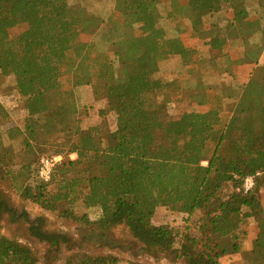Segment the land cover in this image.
Returning a JSON list of instances; mask_svg holds the SVG:
<instances>
[{"label":"trees","instance_id":"trees-1","mask_svg":"<svg viewBox=\"0 0 264 264\" xmlns=\"http://www.w3.org/2000/svg\"><path fill=\"white\" fill-rule=\"evenodd\" d=\"M160 1L116 0L109 18L116 25L106 24L119 39L110 42L95 38L105 22L82 4L0 0V78L14 77L26 101L24 145L45 144L44 133L52 128L72 138L66 157H77L67 162L64 157L51 182L27 186L23 195L51 211L60 203L73 206L82 195L87 208L101 212L95 223L83 218L88 225L104 236L124 225L153 257L160 250L176 251L182 264H221L222 257L241 254L248 264H264V233L250 252L239 242L242 225L264 215V149L254 146L255 137L264 136V68L256 70L264 46L251 42L259 28L242 0H171L163 6ZM226 4L232 18L205 24L206 16ZM161 11L179 37H167ZM23 25L27 28L12 37ZM238 40L243 46L233 50ZM175 56L184 67L225 76L220 92L199 82L193 92L199 110L179 117L150 97L166 90L156 78L160 59ZM66 75L73 89L92 86L94 99L108 102L117 116L115 130L76 126L74 92L62 90ZM225 105H232L233 115L222 129ZM7 118L0 103V125ZM3 145L0 130L1 180L9 174ZM26 168L32 179L33 167ZM257 173L262 175L254 190L240 192L243 179ZM158 207L189 218L199 212V234L187 232L175 250L173 232L150 222ZM5 214L17 215L0 199V222ZM44 223L42 217L31 223L34 237L55 246L69 242L62 233L44 232ZM118 263L113 255L80 254L66 264ZM0 264H39V258L31 247L0 234Z\"/></svg>","mask_w":264,"mask_h":264},{"label":"rangeland","instance_id":"rangeland-1","mask_svg":"<svg viewBox=\"0 0 264 264\" xmlns=\"http://www.w3.org/2000/svg\"><path fill=\"white\" fill-rule=\"evenodd\" d=\"M171 0H161L160 6L170 3ZM71 6L87 7L92 14L103 19L105 25L101 29L99 38L108 39L110 42L116 41L118 34L113 32L114 28L108 27L106 23L116 25L115 19H109L115 12L116 0H68ZM256 2L249 1V10L257 14ZM166 11H164L165 14ZM259 14V13H258ZM166 15V14H165ZM223 23V22H222ZM172 26V24L170 25ZM25 25L11 31L12 37L24 31ZM169 28L172 35L173 30ZM175 29V27H174ZM169 34V35H170ZM91 36L89 37V39ZM264 43V38L261 39ZM103 45L101 44L100 47ZM107 49L111 47L106 46ZM106 47H102L105 49ZM235 50V48H233ZM113 53L110 52V55ZM264 61L260 63V66ZM161 80L167 83L164 92L156 96H150L160 103H165L169 114L172 117H179L185 112L198 111L193 92L201 78L207 86L216 88L225 82L222 77H208L200 71H190L183 69L177 63H161ZM202 76V77H201ZM62 90L74 92V102L77 107L75 124L83 130L89 128H101L103 131L115 130L117 116L113 110L109 109L108 102L96 101L92 94V86H82L73 89L71 76L66 75L62 78ZM209 87V88H210ZM220 92V91H219ZM218 96V95H216ZM0 103L8 112V118L0 125L3 137L2 156L6 167L5 172H9L4 179H0V199L6 200L10 207L17 213L13 218L5 214L0 222V234L10 239L16 240L31 247L39 258V264H66L67 261L80 254L92 256L113 255L119 259L118 264H182L177 259L176 251L160 250L156 257L144 251V247L137 242L130 234L126 226H118L108 231L105 236L96 228L95 225H88L83 218L90 222H96L101 214L100 208H87L82 195L73 205L60 203L57 211L43 208L32 199L25 198L23 193L27 186L35 187L31 179V172L27 166L34 167L38 160L44 155L61 154L67 160H76V156L67 158L68 141L72 138L63 134L53 133L52 128L46 135V143L38 145L35 142L30 144L32 149H27L24 145L25 127L28 119L26 101L22 98L15 85L14 77L0 78ZM234 104V103H233ZM115 102L113 103V106ZM232 105H225L221 111L220 128H225L229 119L232 117ZM13 134L11 135V132ZM12 136V137H11ZM256 149H264V136H256L254 139ZM67 156V157H66ZM207 166V163H203ZM51 192H56L54 185L49 188ZM47 196L49 194L47 193ZM264 205V203H263ZM79 220H75V217ZM44 218L45 223L42 230L48 234L62 233L69 239L68 243L61 242L58 246L52 245L47 241H41L34 237L30 232L31 223L37 218ZM201 214L195 213L192 218L165 207H158L154 210L150 222L156 226H164L173 232L175 236L173 248L179 249L184 235L199 234ZM264 233V215L254 216L246 221L239 230L240 245L244 252H250L254 248ZM250 249V250H249ZM249 250V251H247ZM221 264H248L241 254L224 256L220 259Z\"/></svg>","mask_w":264,"mask_h":264},{"label":"crops","instance_id":"crops-1","mask_svg":"<svg viewBox=\"0 0 264 264\" xmlns=\"http://www.w3.org/2000/svg\"><path fill=\"white\" fill-rule=\"evenodd\" d=\"M244 1V6H245V9L246 11L248 12L249 16L255 20V23L256 25L258 26L259 30L257 31V33H255L252 37H251V42L252 43H255V44H258V45H263L264 46V43H261V39L264 38V0H242ZM249 1H251L252 3L253 2H256V5H257V14H253L250 12L249 10ZM161 14H162V21H161V25L162 27L165 29L166 31V34H167V37L168 38H176V37H179V32L177 31V29L175 28L174 29V24L172 23L173 21H170L169 19H166V15L164 14L163 11H161ZM226 18H232V11L231 9H229V7L226 5L223 6L222 9H220L218 12L214 13V14H211V15H208L204 18V22L205 24H211L213 21H218V20H223ZM225 22L222 23V25H224ZM172 24V26H170ZM172 27L171 29L173 30V34L171 35L169 33V28ZM170 34V35H169ZM232 45V48H235V49H241L243 44L240 40L238 41H235L233 42ZM171 62V63H177L179 64L183 69H188L190 71H200L201 74L204 73L205 75H207L208 77H222V78H225L224 75H218L216 73H213L210 69L208 68H192V67H184L182 66V63H181V59L180 57L178 56H175V57H169V58H162L160 59L159 61V72L156 74V78L157 79H160L161 80V77H162V74L159 75L161 73V63L162 62ZM264 61V52L259 60V63L257 65V71L260 70V69H263L264 68V64L262 66H260V63ZM202 77V76H201ZM198 81L200 83H202L205 87H208L207 84H205V82L203 80H201V78L198 79ZM198 82V83H199ZM165 83V82H164ZM166 85H168L167 83H165ZM210 87V86H209ZM212 87V86H211ZM167 88V86H166ZM76 156V155H75ZM253 249V248H251ZM250 250V249H249ZM247 250V251H249ZM242 251L244 252L245 250L242 249ZM251 251V250H250Z\"/></svg>","mask_w":264,"mask_h":264},{"label":"built area","instance_id":"built-area-1","mask_svg":"<svg viewBox=\"0 0 264 264\" xmlns=\"http://www.w3.org/2000/svg\"><path fill=\"white\" fill-rule=\"evenodd\" d=\"M71 156L73 157L74 154ZM63 160L64 156L61 154L42 156L33 167L32 181L34 182V186L51 182L57 166L60 165ZM261 175V173H257L245 177L239 191L243 194H248L253 191L256 186V181Z\"/></svg>","mask_w":264,"mask_h":264}]
</instances>
